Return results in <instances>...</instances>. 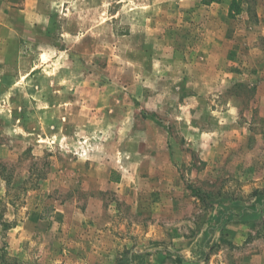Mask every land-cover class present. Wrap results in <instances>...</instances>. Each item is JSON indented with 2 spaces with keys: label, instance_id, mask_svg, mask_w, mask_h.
I'll list each match as a JSON object with an SVG mask.
<instances>
[{
  "label": "rangeland",
  "instance_id": "obj_1",
  "mask_svg": "<svg viewBox=\"0 0 264 264\" xmlns=\"http://www.w3.org/2000/svg\"><path fill=\"white\" fill-rule=\"evenodd\" d=\"M236 3L0 0V264H264V0Z\"/></svg>",
  "mask_w": 264,
  "mask_h": 264
},
{
  "label": "trees",
  "instance_id": "obj_2",
  "mask_svg": "<svg viewBox=\"0 0 264 264\" xmlns=\"http://www.w3.org/2000/svg\"><path fill=\"white\" fill-rule=\"evenodd\" d=\"M212 1H217V2H220V0H205V3H210V2H212ZM237 5V3H236V0H233V4L231 5V8H232V10L234 9V7ZM195 191V193L198 191V190H194ZM264 204V199H262V198H260V199H257V201H255L254 203H252L250 206H249V208L251 209V210H255V211H257V209L259 208V207H257V206H261V205H263ZM223 215H226V217H228V219H232V216H234V214L235 215H240V214H237V212H234L233 210L231 211V210H223V213H222Z\"/></svg>",
  "mask_w": 264,
  "mask_h": 264
}]
</instances>
